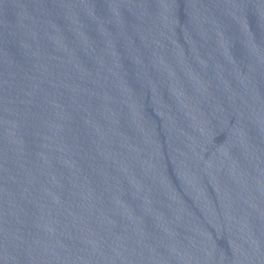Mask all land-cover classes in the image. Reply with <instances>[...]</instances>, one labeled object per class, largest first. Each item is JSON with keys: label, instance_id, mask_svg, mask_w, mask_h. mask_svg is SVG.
<instances>
[{"label": "water", "instance_id": "water-1", "mask_svg": "<svg viewBox=\"0 0 264 264\" xmlns=\"http://www.w3.org/2000/svg\"><path fill=\"white\" fill-rule=\"evenodd\" d=\"M0 264H264V0H0Z\"/></svg>", "mask_w": 264, "mask_h": 264}]
</instances>
